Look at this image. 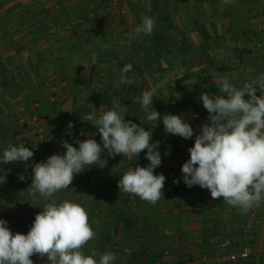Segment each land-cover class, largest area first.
Masks as SVG:
<instances>
[{
    "label": "crops",
    "instance_id": "1",
    "mask_svg": "<svg viewBox=\"0 0 264 264\" xmlns=\"http://www.w3.org/2000/svg\"><path fill=\"white\" fill-rule=\"evenodd\" d=\"M152 2L0 0V158L9 145L34 147L41 143L35 139L32 123L44 128L52 116L62 134L71 131V123L76 135L80 123L85 131L77 133L79 141L94 139L103 149L98 128L83 119L89 114L99 118L113 110L112 97L120 104L124 88L121 68L113 57L130 53L141 35L135 36V28ZM171 3L178 16L174 22L200 64L155 87L151 108L160 113V119L139 124L152 132L150 143L159 144L156 150L162 160L154 174L165 176L164 195L153 205L118 188L129 169L148 166L146 149L129 158L135 160L132 164L123 161L106 167L104 178L93 180L77 203L85 208L96 233L82 251L85 255L95 251L97 260L106 252L115 253L113 264H264V201L242 213L223 198L213 200L208 189L189 188L181 171L202 125L209 122L201 94L221 95L219 84L225 77L239 89L264 74V0ZM178 57L172 53L173 59ZM172 63L171 71L181 65ZM256 95H261L258 88ZM18 113L32 133L28 129L19 135L11 131L15 125L19 128ZM165 114L179 115L192 127L193 136L184 139L167 133ZM46 134L42 140L47 144L59 142L51 132ZM67 142L75 146L73 139ZM43 149L26 163H0V175L6 174L0 190L11 195L26 188L30 194L32 179L19 176L32 175L34 164L46 162L49 151ZM64 149L56 153L64 154ZM226 239L233 240L236 247H221ZM244 248L253 249L256 256L247 262L229 260L232 253Z\"/></svg>",
    "mask_w": 264,
    "mask_h": 264
},
{
    "label": "clouds",
    "instance_id": "2",
    "mask_svg": "<svg viewBox=\"0 0 264 264\" xmlns=\"http://www.w3.org/2000/svg\"><path fill=\"white\" fill-rule=\"evenodd\" d=\"M155 23L154 18L143 17L142 23L135 28V36H150ZM131 68L128 64L121 70V83L131 85L135 82V77L127 75ZM219 92L222 94L202 93L200 96L209 113V122L202 125L194 146L189 149L190 159L181 169L183 180L189 188L199 185L210 191L213 200L223 198L228 205L247 213L264 201V74L239 89L225 77L219 84ZM246 94L248 99H245ZM153 95V90H147L138 98L145 110L151 108ZM127 111L126 106L116 105L115 110H108L99 118L89 114L83 119L98 128L103 149L94 139L78 140V148L63 141L64 154H53L46 162L32 166V182L28 189L34 199L38 195L44 200L42 210L36 214L26 235L13 234L8 222L0 219V264H33L30 259L33 254L47 257L48 264H113L115 253L106 252L99 260L94 258L95 251L91 255L83 253L82 248L96 235L87 212L83 206L69 200L57 203V193L69 188L74 176L85 166L103 167L107 163L101 160L103 150L113 157L122 154L131 158L146 149L148 166L129 169L118 181V188L153 205L161 199L165 176L154 174L162 160L156 150L159 144L150 143V130L125 120ZM158 119L160 113L151 108L147 120ZM163 125L169 134L184 139L193 136L192 127L179 115L165 114ZM68 127L73 125L69 123ZM33 155L24 144L9 145L0 163H26ZM19 179L25 177L21 174ZM5 180L6 174L0 175V183Z\"/></svg>",
    "mask_w": 264,
    "mask_h": 264
},
{
    "label": "trees",
    "instance_id": "3",
    "mask_svg": "<svg viewBox=\"0 0 264 264\" xmlns=\"http://www.w3.org/2000/svg\"><path fill=\"white\" fill-rule=\"evenodd\" d=\"M147 16L156 21L153 33L150 36L141 34L134 40L130 53L125 57L117 55L113 57L119 69L121 68L120 70L125 65L132 66L127 75L135 77V82L131 85L122 83L124 92L121 107L126 106L128 109L125 120H131L137 125L147 121V115L150 113V108L145 110L138 102V98L144 91H154L155 87L166 84L170 79H174L175 75L185 73L191 65L200 64V59L192 57L194 52H190L192 49L186 44L187 40L184 34L176 26L169 7L165 8L161 1L153 0ZM172 53L179 54V57L173 59ZM173 61L181 64L175 71H171ZM162 127L163 125L156 126V128ZM106 157L109 158L108 153L103 150L101 160ZM97 168L99 167L96 165L85 166L81 173L74 176L69 188L57 193L59 197L57 203L69 200L77 204L81 200L82 194L90 188L92 179L98 171ZM101 170L104 171L105 167ZM43 203L44 200L37 195L36 199L23 201L17 208L1 214L0 219L8 222V227L13 234L19 232L26 235L36 214L42 210ZM30 259L33 264H48L47 257L41 258L37 254H33Z\"/></svg>",
    "mask_w": 264,
    "mask_h": 264
},
{
    "label": "rangeland",
    "instance_id": "4",
    "mask_svg": "<svg viewBox=\"0 0 264 264\" xmlns=\"http://www.w3.org/2000/svg\"><path fill=\"white\" fill-rule=\"evenodd\" d=\"M159 1H161V3L165 6V8H168L169 7V10L172 9V8H170V4L172 5L171 0H159ZM175 13H174V10L172 9L171 10V16L176 21V19L178 18V16ZM174 14H175V16H174ZM122 97L120 98L121 99L120 104H119V102H118V100L116 98H114V97L111 98L110 103L112 101V103L115 104V107H114L113 110L116 109V105H121L122 104V100H123ZM24 108H25L24 109L25 111L28 110L29 112H31V110H30L31 108H29V107L28 108L27 107H24ZM18 112L21 115L22 111H18ZM19 113H18V119H19ZM29 115L30 114H27V116H29ZM38 117H40V116H38ZM53 117L54 116L50 117L51 123H49V126L47 125L44 128H43V126H39L37 123L36 124H33L32 123V125L36 128V132H37V135L36 136L34 135L35 136V139H38L41 142V143H38L37 145H34V147H28L27 146L30 150L33 151V153H37L36 151H40L41 149L44 148L43 150H48L49 151V152H47L49 154L48 157L51 156V155H53V154H58L56 152H59L62 149H64V147L62 146V142L66 138H67L66 141L73 139V141L75 143L74 144L75 145L74 147H76V148L78 147L79 144L77 143V141L79 139L77 137L78 136L77 133H82L83 131H85V130H82V128L80 126V123L77 124V126L79 127V129L75 132L76 135L72 134V132H73L72 131V128H71V131H65V133H66V135H65V134H62V132H60L59 130H57V127L58 126H57L56 122L52 119ZM61 117H62V115H61ZM21 122L22 121H21V117H20L19 122H18L19 128L15 125V126H13V129L10 128V127H8V129H12L11 131H14V133H16L17 135L21 134L22 132H25L27 129H28L29 132H31V133L33 132V130L30 129L31 127L30 128H27L29 126H27L26 124H22ZM5 126H6V124H5ZM47 132H51V134L54 135V138L53 139L58 138L59 139V142H57L56 140H51L50 142L48 141V144H47L45 141H43L44 138H42V136L43 135L44 136L47 135L46 134ZM25 135H26V133H25ZM21 141H23V143H26L27 142V140H25L23 138L21 139ZM53 148H55V150H53ZM64 151H65V149H64ZM62 153H63V151H62ZM37 154H36V156H37ZM108 156H109V158L106 157V159H103V160L107 161V163L103 167L96 166V167H99V168H97V170H98L97 172L98 173L96 172V175L93 177L92 181L95 180V179H98V178H101V179L104 178L106 172H104V171L101 170L104 167L106 168V167H108L110 165H115V164L121 163L123 161H127L130 164H132V162L134 163V161H135V160H130L129 157H124L122 154L115 155L114 157L113 156H110L108 154ZM31 176H32L31 174L27 173V175H25V180H26V178H28V179L31 180L32 179ZM27 182H28V180H27ZM25 189L26 188H24L22 190L20 188H18V189L15 188L16 191H20L21 190L20 193L18 192L17 194H11V195H10V193H8V192H6L4 190H0V215L3 214V213H5V212L11 211V210L17 208L23 201L33 199V197L28 193V191H25Z\"/></svg>",
    "mask_w": 264,
    "mask_h": 264
},
{
    "label": "built area",
    "instance_id": "5",
    "mask_svg": "<svg viewBox=\"0 0 264 264\" xmlns=\"http://www.w3.org/2000/svg\"><path fill=\"white\" fill-rule=\"evenodd\" d=\"M36 119L34 120V122ZM236 243L233 240L226 239L220 243L221 247H236ZM256 256V253L253 249L251 248H244L240 251H235L234 253L231 254L229 260L231 262H247L249 261L252 257Z\"/></svg>",
    "mask_w": 264,
    "mask_h": 264
}]
</instances>
